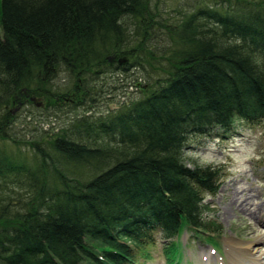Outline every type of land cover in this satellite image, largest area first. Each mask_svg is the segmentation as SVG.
<instances>
[{"label":"trees","instance_id":"trees-1","mask_svg":"<svg viewBox=\"0 0 264 264\" xmlns=\"http://www.w3.org/2000/svg\"><path fill=\"white\" fill-rule=\"evenodd\" d=\"M164 12L156 0H0V264H143L157 231L176 264L184 230L221 235L204 199L222 169L184 152L214 128L264 123V0ZM113 68L142 74L138 96L38 137L9 130L25 100L93 110L92 82Z\"/></svg>","mask_w":264,"mask_h":264},{"label":"rangeland","instance_id":"rangeland-1","mask_svg":"<svg viewBox=\"0 0 264 264\" xmlns=\"http://www.w3.org/2000/svg\"><path fill=\"white\" fill-rule=\"evenodd\" d=\"M156 1L164 13L175 14L176 9L189 11L197 0ZM138 73L142 75L134 69L122 72L114 68L100 73L92 84L101 86L102 91L99 99L92 103L95 106L91 111L78 108L75 114L74 111H58V108L52 110V105L44 104L38 98L32 104L27 100L15 104L10 107L13 118L7 122L9 130L15 131L19 138L38 137V133L68 125L84 113L92 117L104 115L140 94L138 88L132 86ZM66 79V75L60 73L53 82L65 87ZM235 125V130L225 137L220 135L223 133L220 129L214 128L209 135L201 136L185 148L188 165L211 164L222 169L216 194L206 195L204 199L211 209L208 213L220 223L222 232L218 237L209 234L219 242L212 243L217 247L215 251L206 240L207 233L196 238L187 230L183 231L177 237L182 245L176 264H230L228 240L248 243L252 248L248 249L249 253L260 256L257 257L261 261L259 264H264V123ZM5 147L7 145L1 148ZM168 243L169 239H165L161 232H155L154 244L146 249L150 257H139V261L143 264H167L165 246Z\"/></svg>","mask_w":264,"mask_h":264},{"label":"bare ground","instance_id":"bare-ground-1","mask_svg":"<svg viewBox=\"0 0 264 264\" xmlns=\"http://www.w3.org/2000/svg\"><path fill=\"white\" fill-rule=\"evenodd\" d=\"M227 244L229 247L230 264H259L261 262L259 258H257L260 256L256 257L254 254L249 253L248 249L251 248V246L248 243L228 240Z\"/></svg>","mask_w":264,"mask_h":264},{"label":"water","instance_id":"water-1","mask_svg":"<svg viewBox=\"0 0 264 264\" xmlns=\"http://www.w3.org/2000/svg\"><path fill=\"white\" fill-rule=\"evenodd\" d=\"M30 99L33 100V98H30ZM36 103H38V102H36ZM36 103H35V104H36Z\"/></svg>","mask_w":264,"mask_h":264}]
</instances>
